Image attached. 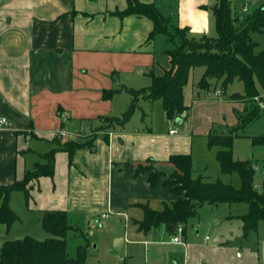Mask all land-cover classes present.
Returning a JSON list of instances; mask_svg holds the SVG:
<instances>
[{
    "label": "crops",
    "instance_id": "crops-1",
    "mask_svg": "<svg viewBox=\"0 0 264 264\" xmlns=\"http://www.w3.org/2000/svg\"><path fill=\"white\" fill-rule=\"evenodd\" d=\"M139 1L155 4L169 19L171 33L187 29L190 37H210L216 28L212 9L219 0H172L169 16L158 5L161 0ZM229 1L238 15L245 13L244 7L264 5V0ZM127 7V0H0V118L9 122L0 127V186L22 181L27 171L45 163L42 157L59 148L55 139L85 145L72 160L56 151L53 177L33 182L28 201L23 195V209L34 216L39 232L44 211H65L70 224L92 220L95 226L106 215L123 218L126 225L129 219L137 232L158 238L159 231H139L141 206L160 211L177 198L165 186L169 176L160 177L152 188L153 170L137 175V168L153 160L155 167L173 171L170 159L176 155L190 156L194 165L195 140L208 147L214 125L235 126V112L244 108L241 101L198 94L186 118L168 122L163 112L161 129L129 128L131 120L123 127L105 128L104 118L122 117L132 102L124 88L150 86L158 38L165 36L149 40L153 22L139 15L119 17ZM155 103L162 104L139 100L136 112L142 121ZM172 129L178 133L171 135ZM60 131L68 136L57 137ZM10 207L16 213L11 201ZM14 231V225L7 230L0 222V249L14 239Z\"/></svg>",
    "mask_w": 264,
    "mask_h": 264
},
{
    "label": "trees",
    "instance_id": "trees-1",
    "mask_svg": "<svg viewBox=\"0 0 264 264\" xmlns=\"http://www.w3.org/2000/svg\"><path fill=\"white\" fill-rule=\"evenodd\" d=\"M128 7L117 15L121 18L139 15L149 18L154 31L149 40L156 35L167 36L174 44L168 50V66L161 75L149 73L151 84L141 90L124 88L132 97V102L120 118H104L105 128L113 129L125 126L139 109V100L150 103L161 101L165 119L178 122L186 118L188 107L185 105V89L196 68H203L204 74L197 87L209 91L213 80H222L223 88H227L238 80L244 84L243 94H232L229 100L244 103L242 112L238 113L237 124L228 127L226 133L211 132L207 135L208 147H217L216 159L224 175L238 174L241 187L233 188L221 180L210 181L209 177H192L193 165L190 156L176 155L170 163L174 170L169 175L170 181L165 183L177 199L163 210L156 211L149 206H141L144 217L137 222L139 231L149 232L165 227L174 233V228L183 227L189 219L197 215L198 208L203 204L220 205L245 203L247 213L242 217L246 233L257 230L259 223L264 221V195L259 193L255 184L256 169L250 161H238L233 157L236 130L258 120L264 114V48L260 47L258 37H264V5L260 7H244L243 15L235 14L229 0H219L213 7L217 37L202 36L193 38L187 29H179L175 33L169 31V19L162 16L155 4H144L139 0H127ZM55 139L59 148L50 151L42 158L45 163L39 164L32 171H27L20 182L11 186H0V222L9 230L18 220V216L10 207V199L14 192H21L26 201L30 198L29 184L41 177H53L55 170V153L64 151L70 160L84 144L74 141L62 143ZM255 144L264 145V136L256 137ZM147 166H139L137 175L149 170V184L153 188L157 180L164 176L155 170L153 160ZM41 227L49 237L38 241L32 237L6 241L0 249V264H86L87 250L85 246L77 249L75 258L67 252L66 236L75 230L65 211H44ZM170 227L173 229L170 230Z\"/></svg>",
    "mask_w": 264,
    "mask_h": 264
},
{
    "label": "rangeland",
    "instance_id": "rangeland-1",
    "mask_svg": "<svg viewBox=\"0 0 264 264\" xmlns=\"http://www.w3.org/2000/svg\"><path fill=\"white\" fill-rule=\"evenodd\" d=\"M158 5L164 14L167 13L169 16L174 3L172 0H161ZM210 37H217L215 26ZM158 39L161 40L157 44L160 46L155 71L157 75L162 71L161 66H165L168 61L166 51L173 48L168 37L161 36ZM257 39L260 47L264 48V37ZM203 74V68L194 69L185 89L188 113L192 111L191 104L194 100L201 96L205 98L210 94L214 98L215 94L220 92L222 99L227 101L232 94L244 93V84L238 80L227 88H223L222 80H213L210 90L202 91L197 87V83ZM198 94L201 96L198 97ZM123 95L128 96L125 92ZM141 105L145 107L144 104ZM148 107L149 117L142 121L141 113L136 112L128 124L129 128L164 127L162 104L155 103ZM126 110L127 107L124 112ZM237 116L238 112H235V117ZM227 129L228 127L214 125L213 132L222 134L226 133ZM235 134L241 137L234 138L233 157L238 161L253 163L256 169V187L259 193L264 195V145L254 142L256 137L264 136V114L243 129L236 130ZM217 151V147L208 148L199 140H195L192 177L197 179L205 176L212 182L219 179L239 189L241 181L238 174L221 173L215 157ZM22 199L23 194L20 192L13 194L10 199L18 214V220L13 224L15 230L12 235L13 240L23 239L26 236L38 241L46 240L49 235L42 228L39 232L34 216H29L24 211ZM158 208H161L160 205ZM247 211L248 205L245 203L216 206L203 204L198 208L197 215L189 219L184 226L185 234L181 236L184 246L173 243L174 233L164 229L155 230L159 231L158 238H154L152 234L137 232L129 219L127 225L123 218L111 216L96 219L95 226L91 225L92 220H82L78 224L71 222L75 230L69 231L66 236L67 252L70 258H75L78 247H87L86 264H264V221L259 223L257 230L246 233L242 217ZM131 216L134 215L130 214ZM119 240L121 241L117 242Z\"/></svg>",
    "mask_w": 264,
    "mask_h": 264
},
{
    "label": "built area",
    "instance_id": "built-area-1",
    "mask_svg": "<svg viewBox=\"0 0 264 264\" xmlns=\"http://www.w3.org/2000/svg\"><path fill=\"white\" fill-rule=\"evenodd\" d=\"M244 11L246 12L247 8H245ZM216 96H217L218 99H220L221 98V93L217 92ZM8 125H9V122H8V120L6 118H0V127H4V126H8ZM177 133H178L177 129L170 130V134L171 135H175ZM66 136H68V134L65 131H60L57 134V137H59V138L66 137ZM103 218H106V215H103ZM163 229L166 230L165 227H163ZM173 230H174V237H173V240H172L173 243L182 244L181 236L184 233V227L182 225H179L176 228H174Z\"/></svg>",
    "mask_w": 264,
    "mask_h": 264
},
{
    "label": "water",
    "instance_id": "water-1",
    "mask_svg": "<svg viewBox=\"0 0 264 264\" xmlns=\"http://www.w3.org/2000/svg\"><path fill=\"white\" fill-rule=\"evenodd\" d=\"M155 170L156 172L158 173H161V174H164V175H167L169 176L172 172V167H169V166H163V167H155ZM173 228L170 227V230H172ZM121 240L117 241V242H120Z\"/></svg>",
    "mask_w": 264,
    "mask_h": 264
}]
</instances>
